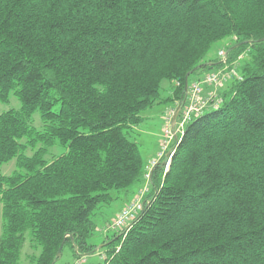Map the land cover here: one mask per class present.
Wrapping results in <instances>:
<instances>
[{
  "label": "trees",
  "instance_id": "trees-1",
  "mask_svg": "<svg viewBox=\"0 0 264 264\" xmlns=\"http://www.w3.org/2000/svg\"><path fill=\"white\" fill-rule=\"evenodd\" d=\"M226 37L225 59H207ZM232 67L240 79L185 124L142 210L103 241L104 264H264V0H0V101L20 103L0 114V166L16 163L0 170V264H20L26 241L33 264L94 252L100 209L146 183L142 111L182 110L186 75L189 89Z\"/></svg>",
  "mask_w": 264,
  "mask_h": 264
},
{
  "label": "rangeland",
  "instance_id": "rangeland-1",
  "mask_svg": "<svg viewBox=\"0 0 264 264\" xmlns=\"http://www.w3.org/2000/svg\"><path fill=\"white\" fill-rule=\"evenodd\" d=\"M230 43H231L230 37H226L224 39L213 42L207 51L206 58L213 60V61L215 60L217 61L220 58L219 56L220 50L226 48V46H228ZM167 84H168L167 82H163L162 84L163 85V89L161 91L162 96H165V94L168 92ZM19 105L20 103L17 100V98L14 97L13 95H10L8 101L6 102L0 101V114L6 110L18 108ZM164 107H165L164 104L160 103V104L153 105L152 107H149L145 109L144 111H142L141 115L143 117V120L137 125V127L139 126V128L141 129H140V132L138 130L137 134L135 135L136 139L139 142L140 152L142 151L143 146L147 147V146L152 145L155 139L154 135H156L158 132H160L163 129L160 116H161V112L163 111ZM33 123L37 127H40L41 125L40 117L37 113L33 115ZM147 130H149V133L144 134V132ZM58 149L59 147L55 146L52 149V151H57ZM15 169H16L15 160H10L8 162L3 163L0 166L1 173L4 175L11 174ZM144 185L145 184L143 182L138 187L141 189L144 187ZM121 203H122L121 199L115 200L111 204L106 205L103 208H101L98 214L96 215L95 217L96 223L98 225V228L100 227L101 229L96 230L90 240L93 244L96 245L97 248L100 245H102L103 241L107 237H111V235L113 234L112 230L105 232L102 230V228H104V226L115 216ZM1 224H2V217H1V202H0V232H1ZM101 248L96 249L94 252L86 254L85 256H82L81 259L79 260V263L80 264H104L105 262L104 255H103ZM38 253H39V249H34L33 247H30L29 243L26 241L22 248V252L20 256V264H33L30 261V256L32 254L37 255ZM55 264H76V259H74V257L71 255V252L68 249V247H65L62 250V253L59 256V258L56 260Z\"/></svg>",
  "mask_w": 264,
  "mask_h": 264
},
{
  "label": "built area",
  "instance_id": "built-area-1",
  "mask_svg": "<svg viewBox=\"0 0 264 264\" xmlns=\"http://www.w3.org/2000/svg\"><path fill=\"white\" fill-rule=\"evenodd\" d=\"M222 60L225 59L224 53L219 52ZM231 76H237V71L234 67L226 72H208L200 80H197L191 84L186 96V103L178 119L175 120L173 128L171 127V118L173 110L169 111L165 116V126L162 129L161 138L159 140L158 151L155 157H153L145 172V185L130 201H128L119 212L102 228L103 231L109 230L117 231L127 226L136 215L142 210V196L147 189V183L150 175V170L161 161L164 156L167 157V153L171 149V145L175 140V137L179 140V135L182 133L185 124L191 119L192 116L198 115L202 112L203 108L211 101L217 103L219 100L216 95V89L221 87ZM238 77V76H237ZM240 79V77H238ZM211 86V90L203 95V85ZM165 167H168L170 155L166 158ZM76 259V264H80Z\"/></svg>",
  "mask_w": 264,
  "mask_h": 264
},
{
  "label": "crops",
  "instance_id": "crops-1",
  "mask_svg": "<svg viewBox=\"0 0 264 264\" xmlns=\"http://www.w3.org/2000/svg\"><path fill=\"white\" fill-rule=\"evenodd\" d=\"M194 79H192L191 80V82L193 81ZM191 82H190V84H191ZM204 90H203V95H206V93L207 92H209L210 90H211V87L209 88H207V87H204L203 88ZM162 104H164V109H163V111L161 112V116H160V120H161V122H162V126L164 127L165 126V116L167 115V113L169 112V111H172L173 110V112L175 111V109L177 108V106H178V103L176 102V101H174V102H168V103H162ZM181 110V109H180ZM140 129L141 128H139V126L136 128V131H138L139 130V132H140ZM149 133V130H147V131H145L144 132V134H148ZM161 133H162V130L160 131V132H158L156 135H154L155 136V139H154V142H153V144L152 145H150V146H143V148H142V151H141V154H142V158H143V161H144V168L145 169H147L148 168V165H149V162H150V160L153 158V157H155V155H156V152L158 151V146H159V140H160V138H161ZM139 143V142H138ZM142 147V146H141ZM140 188L138 187L137 189H136V192L139 190ZM127 201H125V202H123L122 201V203H121V205H120V207H119V209L117 210V212H116V214L119 212V210L125 205V203H126ZM115 214V215H116Z\"/></svg>",
  "mask_w": 264,
  "mask_h": 264
},
{
  "label": "water",
  "instance_id": "water-1",
  "mask_svg": "<svg viewBox=\"0 0 264 264\" xmlns=\"http://www.w3.org/2000/svg\"><path fill=\"white\" fill-rule=\"evenodd\" d=\"M187 77H188V75H186V78H185V84H184V91H185L186 93H187V90H188V88H187ZM183 103H184V102H183ZM180 108H181V105H178L177 108L175 109L173 115H172V119H171V127H172V128H173V126H174V122H175V120H176V118H177V115H178V113H179V111H180ZM177 140H178V138L175 137V141H176V142H177ZM174 148H175V145H174L173 147H171L170 151L167 153V157H168L169 155L172 154ZM102 246H103V245H100L97 249H100ZM59 252H60V251H58V254H59Z\"/></svg>",
  "mask_w": 264,
  "mask_h": 264
},
{
  "label": "bare ground",
  "instance_id": "bare-ground-1",
  "mask_svg": "<svg viewBox=\"0 0 264 264\" xmlns=\"http://www.w3.org/2000/svg\"><path fill=\"white\" fill-rule=\"evenodd\" d=\"M167 158V157H166ZM166 161V160H165ZM167 171V170H166ZM149 187V186H148Z\"/></svg>",
  "mask_w": 264,
  "mask_h": 264
}]
</instances>
